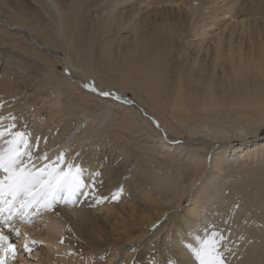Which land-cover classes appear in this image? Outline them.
<instances>
[{
    "label": "rangeland",
    "instance_id": "rangeland-1",
    "mask_svg": "<svg viewBox=\"0 0 264 264\" xmlns=\"http://www.w3.org/2000/svg\"><path fill=\"white\" fill-rule=\"evenodd\" d=\"M61 1L64 6L66 0ZM112 1L119 3V0ZM126 1L121 0L124 8L125 4L128 9L133 3L140 5L137 1ZM85 2L89 3L90 0H69L67 11L76 17L67 20L69 30L74 31L73 23L81 18ZM197 5L195 2L194 6ZM152 7L150 5L148 14L154 9ZM155 7L179 10L176 4ZM128 9L124 10L125 14ZM93 14L91 12V17ZM144 15L147 16L142 13L143 18ZM0 16L12 24L30 29L34 38L41 44L51 46L52 54H57L59 58L70 51L79 54L77 46L81 38L72 35L69 48L60 37L59 21L51 16L40 0H0ZM206 21L210 24L205 29L208 46H213V41L222 35L229 39L232 32L233 40H239L242 23L237 24L241 19L219 15ZM204 23L198 22L195 28L202 27ZM234 25H237L235 30ZM130 35L132 33L124 29L115 36V43H123ZM87 39L82 46L95 41ZM107 41L105 38L95 41L96 49L90 59L98 66L102 61L105 63L103 46ZM120 45L125 47L124 43ZM249 45L248 42L244 43L246 51ZM227 48L225 46V54ZM82 56L85 61L86 56ZM95 75L94 79L99 80L102 91L117 93L132 104L139 102L147 112L154 108L153 103L144 104L136 98L135 89L123 84L117 75L101 69L96 70ZM94 79L90 78V83ZM83 90V87L76 89L63 73V67L57 59L35 47L26 33H13L0 24V104L3 105L0 116L16 115L18 127L23 128L26 123L33 141L37 137L41 138L38 151H33L34 156L48 151L54 157L63 151L66 160H70L73 155L72 161L84 167L86 177L90 173L102 171L103 175L97 180L96 195L105 198L100 204L89 197L87 200L81 198V202L75 206L64 205L68 220L59 223L61 226L57 232L50 233L69 245L65 252L50 251L41 242L28 255L22 250L24 241H17L12 236L18 254L14 259L9 256L7 264H62L61 257L65 255L76 257L80 264H152L153 261L167 264L169 258L179 259L184 264H195L186 245L195 244L194 237H203L205 230L213 225L225 234V239L234 234L237 249L239 236L230 220L239 213L240 225L249 226L247 217L254 216L253 210L257 209L255 203L251 208H243V198L233 188L248 177L240 174L243 171L240 162L231 164L232 168L225 172H218L212 167L206 169L202 181L197 185L199 187L192 190L195 193L193 197H188L186 193L180 194L178 191L190 184V177L184 174L192 168L189 155L200 154L197 158H202L201 154L207 152L200 150L204 145L195 141L186 143L189 136L184 133L179 141L183 142L181 145L189 146L188 150L174 157L162 153L150 131L141 125L137 108L127 111L114 102L97 101L90 95L86 96ZM259 140H264V132ZM216 152L211 150L208 159L215 161ZM253 172L256 173V170ZM166 180L171 181L174 187L166 186ZM175 180L178 181L176 184ZM206 181L209 186L205 185L203 190ZM118 189H123L119 198L112 199ZM176 206L179 207L176 209ZM225 207L228 211L226 215ZM107 208L110 213L106 216L100 210ZM165 209L168 211L164 213L163 220L150 226L149 216L153 218ZM45 214L47 212L35 218L34 223L25 224L26 231L17 228L27 235L44 238L49 233L43 219ZM168 217L171 219L169 224ZM258 223L263 225L259 218ZM231 244L226 245L230 248ZM228 260L229 264H236L231 263L229 253Z\"/></svg>",
    "mask_w": 264,
    "mask_h": 264
},
{
    "label": "bare ground",
    "instance_id": "bare-ground-1",
    "mask_svg": "<svg viewBox=\"0 0 264 264\" xmlns=\"http://www.w3.org/2000/svg\"><path fill=\"white\" fill-rule=\"evenodd\" d=\"M40 1L59 21L60 37L69 48L72 35L81 38L77 46L78 55L70 51L59 58L52 54L51 46L39 43L27 27L12 24L2 16L0 24L13 33H26L35 47L57 59L72 85L78 90L83 87L86 96L90 95L97 101L114 102L127 111L137 108L141 125L150 131L162 153L174 157L188 150L189 146L181 145L183 142L179 141L184 133L189 136L186 143L195 141L204 145L200 150L207 152L201 154L202 158H197L200 154L189 155L192 168L184 174L190 177V184L187 188L182 187L178 191L180 194L193 197L192 190L202 181L206 169L212 167L225 172L232 168L231 164L240 162L243 168L240 174L248 177L233 188L243 198V208H251L255 203L257 209L252 207L254 216L247 217L249 226L240 225L239 213L230 220L239 236L237 249L234 234L226 238L225 243H232L231 263L264 264V140H259L264 132V0H131L140 5L131 3L129 9L126 4L123 7L121 0L119 3L93 0V4L90 0L83 4L81 18L74 21V31L69 30L66 23L70 18L76 19L67 11L69 0L64 1V6L61 0ZM195 2L197 6H194ZM165 4H176L179 10L155 7ZM150 5L154 9L148 14ZM125 9H128L126 14ZM91 12L95 14L92 17ZM142 13L147 16L143 18ZM219 15L241 19L237 24L242 23L239 40H233L232 32L229 39L222 35L213 41V46H208L205 29L210 24L206 20ZM200 21L206 23L196 29ZM237 25L233 26L234 30ZM90 27L91 32L88 31ZM124 29L132 35L125 37L123 48L120 45L122 41L115 43V38ZM87 38L95 41L108 39L103 46L106 64L102 61L98 66L90 59L96 42L82 46ZM245 42L251 44L248 51L244 49ZM225 46L228 47L227 54L224 53ZM82 55L86 56L85 61ZM98 69L117 75L123 84L135 89L136 98L144 104L153 103L154 108L147 112L139 102L125 103V98L103 97L86 89L84 85L90 83V78L94 79ZM94 82L102 90L99 80ZM211 150H217L215 161L208 159ZM49 156L53 157V154ZM72 159L73 155L69 161ZM255 170L256 173L253 172ZM177 182L174 181L175 184ZM166 183V186L174 187L171 181L166 180ZM205 185L209 186L207 181L203 190ZM226 208L225 215L228 213ZM100 211L106 216L110 213L108 208ZM167 211L165 209L153 218L149 216L150 226L162 221ZM169 218L167 224L171 220ZM258 218L263 225L258 223ZM43 219L49 233L44 238L28 234L29 239L43 242L55 253L65 252L69 245L60 243L61 240L50 233L57 232L61 226L59 223L68 220L64 204H58ZM15 227L26 231L23 223L18 222ZM61 261L62 264H80L74 256H62Z\"/></svg>",
    "mask_w": 264,
    "mask_h": 264
},
{
    "label": "snow or ice",
    "instance_id": "snow-or-ice-1",
    "mask_svg": "<svg viewBox=\"0 0 264 264\" xmlns=\"http://www.w3.org/2000/svg\"><path fill=\"white\" fill-rule=\"evenodd\" d=\"M84 87L103 97L122 99L117 93L99 90L94 81ZM156 126L159 127V124ZM40 142V137L33 141L26 123L23 128L18 127L16 115L0 116V264H7L9 256L14 259L18 254L12 236L17 241L23 238L22 250L28 255L41 244L29 239L27 234L15 227L16 223H34L35 218L54 210L60 203L75 206L81 202V198L87 200L92 197L100 204L105 199L96 195L97 180L103 175L102 171L86 177L84 167L78 162L66 160L63 151L54 157H50L48 151L34 156L33 151H38ZM122 191L118 189L112 199H118ZM194 240L195 244L189 243L186 248L195 264H229L228 253L231 249L225 243V234L215 225L206 229L203 237L195 236ZM152 264L159 262L153 261ZM167 264L184 262L169 258Z\"/></svg>",
    "mask_w": 264,
    "mask_h": 264
}]
</instances>
